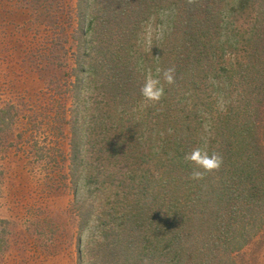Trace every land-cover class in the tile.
<instances>
[{"label": "trees", "instance_id": "obj_1", "mask_svg": "<svg viewBox=\"0 0 264 264\" xmlns=\"http://www.w3.org/2000/svg\"><path fill=\"white\" fill-rule=\"evenodd\" d=\"M89 1L86 7L94 11L106 4L107 15L101 17L99 12L92 19L82 18L77 87L101 90L102 102L132 105L143 100L140 89L148 59L133 51L138 26L163 3L174 6L176 21L162 47L154 49L160 52L154 59L157 77L165 85L164 104L153 108L156 113L152 114L156 124L167 128L160 149L149 157L140 147L135 132L141 121L135 116L131 125L100 124V132L97 125H86L87 115L84 126L75 120L73 153L78 179L85 185L99 182L100 176L86 168L82 152L87 147L95 149L93 141L100 139L98 150L108 165L123 164L121 171H113L128 173L139 186L135 205L121 212L118 223L109 210H97L95 205L88 209L81 229L89 226L96 213L93 226L102 238L95 246L87 243L86 250L79 238L80 261L85 252L94 256L92 264H238L239 251L230 246L249 225L259 222L257 233L264 239V226L259 233L264 222V0H230V14L252 7L256 14L247 29H237L242 55L230 63V83L238 85V99L226 111L216 113L206 149L209 154L218 153L222 164L199 180L191 178L195 165L185 156L197 148L204 150L197 140L199 112L214 110L213 103L206 101L210 93L202 96L208 89L205 73L229 70L218 66L223 46L218 33L228 0ZM132 17L136 18L129 32L114 28ZM170 67L175 69L173 84L163 79V71ZM186 82L196 91L191 96L182 93L187 101L179 108L180 88ZM112 116L115 121L117 113ZM154 156L158 158L153 160ZM124 180L119 184L128 186Z\"/></svg>", "mask_w": 264, "mask_h": 264}, {"label": "rangeland", "instance_id": "obj_2", "mask_svg": "<svg viewBox=\"0 0 264 264\" xmlns=\"http://www.w3.org/2000/svg\"><path fill=\"white\" fill-rule=\"evenodd\" d=\"M228 2L218 33L223 44L218 66L229 70H210L204 75L208 89L202 96L210 93L206 101L212 102L214 108L213 112L209 108L199 112L197 140L205 151L216 113L226 111L238 99V85L230 83V63L242 55L237 29H247L256 14L253 7L230 14ZM88 3L91 2L0 0V264H92L94 256L88 257L85 252L80 261L79 238L86 250V244L95 246L102 234L93 226L96 213L89 226L81 229L88 209L95 205L97 210H109L118 223L121 212L135 205L139 186L128 173L113 171H121L123 164L108 165L98 150L100 139L93 141L95 149L87 147L82 152L86 168L100 176L99 182L85 185L83 179H78L73 153L75 120L84 126L83 116L87 115L86 125L93 123L99 128L107 123L131 125L135 116L141 121L135 132L137 143L149 157L160 149L161 137L165 136L167 128L156 124V117H152L156 113L153 108L163 106L164 95L159 101L143 98L132 105L123 101L118 104L117 100L105 103L98 95L101 90L77 87L82 18L92 19L99 12L101 17L107 15L106 4L94 11L86 7ZM175 10L163 3L158 12L142 18L138 26L133 51L148 59L144 81L149 75L161 81L154 60L160 52L154 49L162 47L175 28ZM135 18H127L114 28L119 32L127 28L129 32ZM161 85L165 87L163 81ZM180 89L179 108L187 101L182 93L191 96L196 91L191 82ZM108 103L111 105L105 106ZM262 111L264 119V107ZM111 112L117 113L115 121ZM123 177L122 183L128 186L119 184ZM258 225L259 222L249 225L231 244L233 251H239L238 264H264V239L258 236ZM263 226L264 222L259 233Z\"/></svg>", "mask_w": 264, "mask_h": 264}, {"label": "clouds", "instance_id": "obj_3", "mask_svg": "<svg viewBox=\"0 0 264 264\" xmlns=\"http://www.w3.org/2000/svg\"><path fill=\"white\" fill-rule=\"evenodd\" d=\"M174 68H168L163 71V79L167 84H173ZM141 96L146 101H159L164 93V88L158 78H152L150 75L145 77L144 84L140 89ZM185 159L195 165L191 172L193 180L203 178L206 172H211L218 169L222 164V157L218 153L209 154L207 151L197 148L192 153L186 154Z\"/></svg>", "mask_w": 264, "mask_h": 264}]
</instances>
